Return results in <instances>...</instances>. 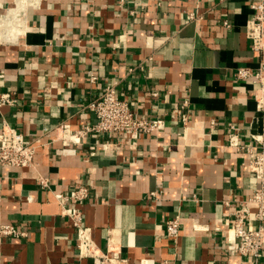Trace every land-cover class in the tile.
<instances>
[{
    "label": "crops",
    "instance_id": "1",
    "mask_svg": "<svg viewBox=\"0 0 264 264\" xmlns=\"http://www.w3.org/2000/svg\"><path fill=\"white\" fill-rule=\"evenodd\" d=\"M121 1L46 0L26 12L18 42L0 41V95L18 101L0 106V132L7 124L41 144L34 167H0V225L28 232L0 237V264H101L79 257L78 231L56 201L81 185L90 195L77 206L102 251L112 234L134 264H252L224 243L234 212L260 185L248 153L229 145L236 132L241 145L264 147L258 85L235 78L239 67L264 61L246 36L256 0ZM142 6L141 16L131 14ZM194 11L203 14L198 23L187 20ZM140 63L145 72L129 74ZM114 83L136 114L166 127L134 147L118 135L91 133L64 153L55 127L93 124L90 103ZM182 110L190 114L188 130ZM109 142L113 153L103 149ZM248 205L254 226L258 208ZM176 216L181 235L173 246L165 227ZM195 224L211 230L196 231Z\"/></svg>",
    "mask_w": 264,
    "mask_h": 264
},
{
    "label": "built area",
    "instance_id": "2",
    "mask_svg": "<svg viewBox=\"0 0 264 264\" xmlns=\"http://www.w3.org/2000/svg\"><path fill=\"white\" fill-rule=\"evenodd\" d=\"M0 0V22L7 17L9 11L14 8L15 1ZM46 0H27L26 9L19 13V18L13 24L15 27L24 29L26 24V12L29 8H36ZM226 1V0H222ZM122 3L125 0L121 1ZM253 10L251 19L246 24V36L251 40L252 51L264 54V0H256L250 5ZM146 11V6H142L140 11H132L133 16H141ZM203 19V14L199 11L189 12L187 20L198 23ZM23 23L19 26L17 23ZM225 28H231V23L226 20L223 22ZM8 29H12L7 28ZM1 32V28H0ZM14 41L4 43H16L21 35ZM1 41V39H0ZM152 60V58H149ZM145 72V65L140 63L135 67L129 68V74L135 71ZM235 78L239 81L252 80L258 85L255 92L256 112L264 122V61L256 69L251 67H239L236 71ZM96 76L91 75L90 82L94 83ZM117 83L108 84L98 99L90 103L89 109L95 115V122L91 125L83 126L79 130H73L69 123H61L55 127L56 140L61 141L64 145V153H71L69 146L71 144H80L82 139L91 133L101 135H118L120 139H126L134 147L143 135L158 134L166 127V121L163 119H151L136 114L131 107L130 101L120 96L117 92ZM157 91H152V97H158ZM17 99L10 92H4L0 95V106H15ZM189 101L185 100L182 104L186 109ZM181 123L188 130L190 114L186 110L181 111ZM230 129L236 128L229 124ZM113 143H105L103 149L106 152L113 153ZM229 145L238 150H245L249 155V170L259 180L260 185L255 190L254 196L249 203L257 205L255 214L256 224L251 225V210L249 203H243L234 212V219L231 227L227 230L224 247L231 255H241L249 258L252 264H264V147H247L240 143L239 134L233 132L229 135ZM40 141H27L24 135L15 127L3 125L0 132V167H34L35 154ZM38 181L43 187L48 188V181L39 177ZM90 188L84 185L74 188L71 194H61L56 196V201L64 209V214L71 219L78 231L76 250L80 258L99 259L101 264H134L128 258L121 254L114 235L110 234L108 238V248L102 251L92 236V230L84 225V213L77 206L78 203L88 199ZM156 196V192L151 193ZM72 205V206H71ZM69 207V208H68ZM196 231L210 232L207 225L195 224ZM220 229H216L219 232ZM166 238L173 246L179 242L181 235V217L176 216L167 221L165 227ZM28 232L12 224L0 225V237L25 238ZM146 264V263H140ZM168 264V262H165ZM222 264V263H214Z\"/></svg>",
    "mask_w": 264,
    "mask_h": 264
},
{
    "label": "bare ground",
    "instance_id": "3",
    "mask_svg": "<svg viewBox=\"0 0 264 264\" xmlns=\"http://www.w3.org/2000/svg\"><path fill=\"white\" fill-rule=\"evenodd\" d=\"M15 1V5L14 8L11 9L7 15L6 18H4L1 22H0V28H1V32H0V39L2 42H7V41H14L15 39H17V37L22 34L24 32L23 28L20 27H15L13 26V24H15V22L18 20L19 18V13L22 11H25L26 9V2L27 0H14ZM38 1V0H36ZM19 26H22L23 23L18 22L17 23ZM12 28V29H8L7 28ZM16 37V38H14Z\"/></svg>",
    "mask_w": 264,
    "mask_h": 264
}]
</instances>
